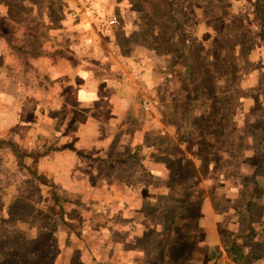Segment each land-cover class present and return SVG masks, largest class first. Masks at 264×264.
<instances>
[{
  "label": "rangeland",
  "instance_id": "1",
  "mask_svg": "<svg viewBox=\"0 0 264 264\" xmlns=\"http://www.w3.org/2000/svg\"><path fill=\"white\" fill-rule=\"evenodd\" d=\"M5 1L10 18L32 28L42 23L40 9L51 25L66 28L79 19L106 26L105 19L114 15L116 40L131 55L129 71L136 67L146 74L141 97L153 102L155 125L180 124L178 146L172 144L168 152L176 155L170 161L172 181L182 197L172 198L161 217L166 220L176 207H184L180 213L195 218L204 193L199 185L207 184L211 196L225 184L223 203L211 197L213 206L234 214L228 216L231 226L221 243L226 248L264 246V0H80V10L68 8V0H32L35 11L29 2ZM65 35L68 40L74 33ZM65 43L63 55L77 52ZM41 50L5 48L0 56V264H122L120 254L107 255L113 250L106 248L109 233L80 238L81 225L62 221V199L42 185L39 175L24 169L29 139L35 136L33 141L41 143L37 124L43 118V94L50 88ZM65 66L68 72L71 65ZM28 120L38 127L27 128ZM192 185L190 198L187 187ZM181 226L189 230L191 224ZM147 251L137 261L169 264L174 258L158 245ZM226 255L231 259L229 251ZM217 258L211 255L208 264H217Z\"/></svg>",
  "mask_w": 264,
  "mask_h": 264
},
{
  "label": "crops",
  "instance_id": "2",
  "mask_svg": "<svg viewBox=\"0 0 264 264\" xmlns=\"http://www.w3.org/2000/svg\"><path fill=\"white\" fill-rule=\"evenodd\" d=\"M17 2L31 3L34 11L37 8L32 0ZM80 3L68 0V8L80 10ZM40 10L39 27L23 26L10 18L6 1L0 0V56L5 48H41V59L49 65L46 78L50 88L43 94V118L37 124L41 143L33 141L35 136L29 139L24 169L32 177L39 175L42 185L62 199V221L72 227L81 225L79 237L86 234L92 239L105 230L110 234L106 235V248L113 249L106 250L107 255L111 252L113 259L120 254L122 264H142L143 259L137 261L136 256H147V249L157 245L164 255H174L169 264H208L213 254L218 257L217 264H264V246L237 244L234 260V254L221 243L231 226L228 216L234 214L226 215L225 208L220 210L216 203L213 206L211 197L223 203L225 184L224 190L220 186L213 189L211 196L205 189L207 184L199 185L204 193L200 194L195 218L186 214L187 210L180 213L184 207H176L166 220L161 217L166 213H162L164 207L172 205L175 197H182L181 189L172 181L170 162L176 158L170 148L172 144L178 146L180 124L165 126L156 121L155 125L154 118L145 119L141 95L146 91V74L139 73L134 65L129 71L131 55L116 40L117 27L84 24V19L67 28L53 26L45 9ZM66 31L74 33L72 39L65 40ZM84 32L89 35L82 38ZM64 43L77 52L63 55ZM54 64L58 66H50ZM67 64L71 65L68 72ZM172 101L178 100L173 96ZM25 124L31 130L38 127L34 120ZM145 125H153L155 130H147ZM164 141L170 145L166 147ZM182 147L179 145L178 154ZM194 188L187 187L190 198L195 195ZM104 208L110 209L109 216ZM183 223L191 224L189 230L182 228ZM180 242L185 244L181 249Z\"/></svg>",
  "mask_w": 264,
  "mask_h": 264
},
{
  "label": "built area",
  "instance_id": "3",
  "mask_svg": "<svg viewBox=\"0 0 264 264\" xmlns=\"http://www.w3.org/2000/svg\"><path fill=\"white\" fill-rule=\"evenodd\" d=\"M72 17H75V14L71 15ZM116 23V17L114 15L109 16L107 19H105V25L107 27H111ZM152 101H150L148 98H146L144 95L141 97V108L144 113V117L146 120H151L153 118L152 115ZM148 169V167H147ZM131 185H129L130 187ZM104 212L106 213L107 216L110 215V209L109 208H104Z\"/></svg>",
  "mask_w": 264,
  "mask_h": 264
},
{
  "label": "trees",
  "instance_id": "4",
  "mask_svg": "<svg viewBox=\"0 0 264 264\" xmlns=\"http://www.w3.org/2000/svg\"><path fill=\"white\" fill-rule=\"evenodd\" d=\"M187 31L188 32H191V27L189 28V29H187ZM231 253H233L234 254V256H236L235 254H238V249H237V247H235L234 245H230V247H229V249H228ZM234 260H236L235 258H234Z\"/></svg>",
  "mask_w": 264,
  "mask_h": 264
}]
</instances>
